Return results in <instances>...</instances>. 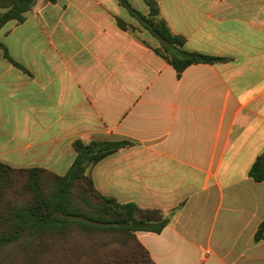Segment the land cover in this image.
<instances>
[{
	"label": "crops",
	"instance_id": "1",
	"mask_svg": "<svg viewBox=\"0 0 264 264\" xmlns=\"http://www.w3.org/2000/svg\"><path fill=\"white\" fill-rule=\"evenodd\" d=\"M143 14L145 0H129ZM185 48L177 71L119 0H38L0 30V162L68 173L74 142L127 141L91 168L96 189L170 215L138 240L156 264H264V0H155Z\"/></svg>",
	"mask_w": 264,
	"mask_h": 264
},
{
	"label": "trees",
	"instance_id": "2",
	"mask_svg": "<svg viewBox=\"0 0 264 264\" xmlns=\"http://www.w3.org/2000/svg\"><path fill=\"white\" fill-rule=\"evenodd\" d=\"M38 0H0V30L9 22H25L28 13ZM54 2V0H46ZM149 13L136 10L129 0H119L138 26L128 25L118 19V26L124 31L136 34L147 31L160 45L152 47L157 55L168 62L178 73L192 64L216 63L224 59L200 55L186 50L183 36L174 34L161 16L155 0H145ZM0 47L7 50L0 43ZM129 142L93 141L74 142L76 158L67 174L56 175L43 168L16 169L0 162V264H10L11 250L21 249L25 257L31 258L33 247L44 236L67 237L73 233L113 234L116 243L131 247L138 264H156L149 251L138 240L137 232L161 233L170 223V215L159 209H144L134 202L121 203L102 195L95 187L91 168L107 156L117 152ZM25 181L23 192L31 196L27 201L18 200L17 175ZM255 182L264 181V154L258 156L249 171ZM264 240V222L259 226L255 241ZM41 246L45 245L42 241ZM72 260L69 253L61 264H105L103 260L80 255ZM12 261V260H11Z\"/></svg>",
	"mask_w": 264,
	"mask_h": 264
},
{
	"label": "rangeland",
	"instance_id": "3",
	"mask_svg": "<svg viewBox=\"0 0 264 264\" xmlns=\"http://www.w3.org/2000/svg\"><path fill=\"white\" fill-rule=\"evenodd\" d=\"M17 188L19 201H27L31 196L23 192L24 177L17 176ZM116 236L113 234H85L76 232L70 236H44L41 246L39 241L31 250V258L25 257L21 249H12L13 257L7 258L10 264H61V259L66 256V252L75 263L80 255L103 260L105 264H138L134 260L131 247L122 246L116 243ZM12 260V261H11ZM63 264V263H62Z\"/></svg>",
	"mask_w": 264,
	"mask_h": 264
}]
</instances>
